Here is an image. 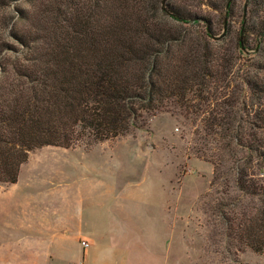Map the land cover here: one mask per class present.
<instances>
[{
    "label": "trees",
    "instance_id": "16d2710c",
    "mask_svg": "<svg viewBox=\"0 0 264 264\" xmlns=\"http://www.w3.org/2000/svg\"><path fill=\"white\" fill-rule=\"evenodd\" d=\"M231 2L226 0L227 14ZM250 2L240 51L250 33L264 37V0ZM158 9L159 16L148 0H69L64 8L18 10L13 41L0 38V184L15 183L36 148L112 139L172 106L202 112L206 132L222 143L220 161L227 154L238 163L244 149L251 153L237 175L239 189L251 198L242 217L229 219V228L261 252L264 179L259 176V184L247 176L254 157L264 162V134L256 132H264V58L245 80L257 106L254 117H245L241 112L250 108L245 99L236 105L230 62L213 44L210 19L171 2ZM197 24L202 28L193 37Z\"/></svg>",
    "mask_w": 264,
    "mask_h": 264
},
{
    "label": "rangeland",
    "instance_id": "374dc122",
    "mask_svg": "<svg viewBox=\"0 0 264 264\" xmlns=\"http://www.w3.org/2000/svg\"><path fill=\"white\" fill-rule=\"evenodd\" d=\"M67 1L6 0L0 6V17H4L0 38L13 41L10 33L13 23L19 21V9L37 11L55 4L64 8ZM169 2L210 19L213 44L225 51L230 62L228 79L236 105L239 108L245 99L250 112L241 113L254 117L256 100L245 80L258 73L264 37L250 33L247 46L237 49L241 28L251 22L250 0H232L229 14L226 0H148L158 16L161 3ZM192 26L190 33L197 37L195 32L202 26ZM259 75L264 77V70ZM205 116L172 106L170 111L145 115L138 128L112 139L81 141L70 148H36L23 164L35 170L25 168L17 183L0 184V264H46L52 242L62 245L67 262L77 263L81 256L77 241L51 238L47 225L60 218L76 226L80 215L90 210L89 204L100 198L108 200L112 219L120 217L118 221L132 231L129 237L138 231L135 252L141 247L146 250L152 234V260L140 256L134 264H264V250L255 252L243 245L229 228V219L242 217L243 206L251 198L237 182L238 171L251 153L244 149L238 163L227 154L220 161L222 143L217 134L206 132ZM261 171L264 162L254 157L247 177L261 184ZM27 220L45 235L26 236L20 226ZM149 226L151 230L146 229ZM68 234L74 233L70 230Z\"/></svg>",
    "mask_w": 264,
    "mask_h": 264
},
{
    "label": "crops",
    "instance_id": "0c3cea01",
    "mask_svg": "<svg viewBox=\"0 0 264 264\" xmlns=\"http://www.w3.org/2000/svg\"><path fill=\"white\" fill-rule=\"evenodd\" d=\"M23 164L20 167L18 177L25 168H27L29 172L35 170L33 167H23ZM17 181L15 183H17ZM87 208H90V210L86 211L85 215H80V219H78V224L76 226L74 225L71 227L60 218L55 219L47 225L49 233H53L51 238L60 239L61 241L74 238L77 241L81 254L78 261L83 259L87 264H134V260L138 259L140 256H144L146 259L148 258L149 261L150 259L152 260V234L147 239L146 250L141 247L143 250L140 248L138 252H135L134 250L137 249L136 245L139 242L138 237L135 236L138 231H134L133 236L129 237L132 231L124 227L121 221H118L120 217L115 216V218L112 219L114 216L109 214L107 199L100 198L91 202ZM148 217H152V215ZM20 227L21 231L26 234V236L42 235L43 237L45 235L44 230H34L31 220L22 221ZM42 227L45 229L44 223ZM146 229L151 230L152 227L149 226V228L146 227ZM70 230L73 231V236L68 234ZM122 233L126 235L124 236ZM82 240L87 241L88 246L84 247L81 243ZM27 244L31 247L33 246V244ZM46 254V264H51L53 261H57L61 264L78 263L67 262L65 250L59 243L54 244L52 242Z\"/></svg>",
    "mask_w": 264,
    "mask_h": 264
},
{
    "label": "built area",
    "instance_id": "2783aa9c",
    "mask_svg": "<svg viewBox=\"0 0 264 264\" xmlns=\"http://www.w3.org/2000/svg\"><path fill=\"white\" fill-rule=\"evenodd\" d=\"M259 176L262 177V178L264 179V171H261ZM81 243H82V245H83L84 247L88 246L87 241L82 240ZM77 264H87V263H86L83 259H81L80 261H78Z\"/></svg>",
    "mask_w": 264,
    "mask_h": 264
}]
</instances>
